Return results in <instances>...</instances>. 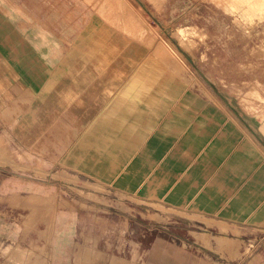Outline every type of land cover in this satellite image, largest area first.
Masks as SVG:
<instances>
[{"label": "crops", "instance_id": "obj_1", "mask_svg": "<svg viewBox=\"0 0 264 264\" xmlns=\"http://www.w3.org/2000/svg\"><path fill=\"white\" fill-rule=\"evenodd\" d=\"M207 2L0 0V137L6 148L0 264H264V233L234 224L242 228L239 235L229 229L213 234L208 224L192 220L155 233L138 224L144 210L138 212V195L152 192L154 176L143 192L136 183H120V176L89 170L99 162L94 152L110 147L93 136L109 130L105 115L114 101L122 94H147L151 101L159 39L180 30L206 35L209 18L218 15L208 16ZM252 31L257 42L264 19ZM171 64L161 66L162 81L170 79L174 94ZM153 118L149 108L146 119ZM136 145L139 138L123 147ZM135 157L128 161L125 153L124 162L105 158L102 165L116 174L129 162L137 173ZM112 163L119 166L112 169ZM91 172L119 189L94 191Z\"/></svg>", "mask_w": 264, "mask_h": 264}, {"label": "rangeland", "instance_id": "obj_2", "mask_svg": "<svg viewBox=\"0 0 264 264\" xmlns=\"http://www.w3.org/2000/svg\"><path fill=\"white\" fill-rule=\"evenodd\" d=\"M207 6L208 16L212 11L218 15L209 18L206 35L184 30L172 36L162 34L163 41H171L184 58L175 54L168 58L154 51L160 65L159 81L153 84L155 94H149L151 101H147V94H122L114 101L105 115L110 119L109 130H95L93 136L110 147L94 152L99 162L89 164V170L101 176H120V183H136L143 192L150 186L146 178L151 183L153 178L149 177L154 176L149 188L152 192L138 195V212L144 208L142 215L138 214V224L155 233L168 230V226L180 229L192 220L208 224L213 234L229 229L239 235L242 228L234 224L261 234L264 223L258 222H264V151H256L253 143L263 150L264 146L247 125L253 126L264 142V36L257 42L252 36L253 25L264 19V0H208ZM164 63H173L177 70L174 94L170 79L162 81L164 73L166 76L161 67ZM149 108L153 122L146 119ZM125 121L129 124H123ZM242 124L249 129L252 143L241 130ZM240 137L249 147L238 143ZM138 138L139 148L123 147L135 144ZM2 144L0 137V162L6 154ZM125 153L128 161L138 156L137 173L128 162L118 173L109 174L102 161L124 162ZM148 161L153 162L151 167ZM110 165L112 169L119 166ZM164 172L174 177L163 179ZM91 173L96 182L90 186L94 191L119 189ZM15 264H22V260H15Z\"/></svg>", "mask_w": 264, "mask_h": 264}, {"label": "bare ground", "instance_id": "obj_3", "mask_svg": "<svg viewBox=\"0 0 264 264\" xmlns=\"http://www.w3.org/2000/svg\"><path fill=\"white\" fill-rule=\"evenodd\" d=\"M122 2V1H121ZM126 2V1H125ZM123 3V2H122ZM126 6V5H125ZM106 7H104L103 8V10L105 9ZM136 8V7H135ZM133 13V12H132ZM137 16H138V14H136ZM135 16V15H134ZM140 17V16H139ZM141 19V18H140ZM141 22V21H140ZM142 22H144L143 20H142ZM145 23V22H144ZM144 23H142V24H144ZM146 25V24H145ZM145 27V26H144ZM148 27V26H147ZM150 29V28H149ZM151 30V29H150ZM159 34V33H158ZM175 34V33H174ZM177 34V33H176ZM161 36V35H160ZM176 36V35H175ZM178 36V35H177ZM159 38V37H158ZM157 38V39H158ZM160 40V39H159ZM162 41H163V39H161ZM162 41H160L161 43L159 44V46H158V48H159V52L160 53H163V54H166L167 55V57L168 58H171L170 56H171V54H175V55H177V56H179V57H182V58H184V56H183V54L176 48V46L174 45V44H172L171 42H169V41H163V43H162ZM181 41V40H180ZM157 42V40H155L154 41V43H156ZM181 43H183V41L181 42ZM179 45V44H178ZM180 48V47H179ZM154 49V48H153ZM152 49V50H153ZM181 50V49H180ZM191 54V53H190ZM193 56V55H192ZM166 59V58H165ZM180 59V58H179ZM167 61V60H166ZM182 61V60H181ZM172 62H174V61H172ZM176 64V63H175ZM172 66H173V64H171ZM185 65V64H184ZM164 66H166L165 65V63H164ZM175 69H177V68H175ZM179 69V68H178ZM180 70V69H179ZM178 70V71H179ZM177 70H175L174 72H176ZM181 71V70H180ZM179 71V72H180ZM178 72V73H179ZM173 73V72H172ZM177 73V74H178ZM182 73V72H181ZM173 74H175V73H173ZM183 74V73H182ZM190 76V75H189ZM191 79V78H190ZM189 81V80H188ZM192 83V82H191ZM202 83V82H201ZM206 93V92H205ZM208 96H209V94H208ZM211 98V97H210ZM215 102V101H214ZM241 130L243 131V133H244V135L248 138V140L252 143L253 141V137H252V135H251V133L249 132V129L248 128H246V127H244V125L242 124V127H241ZM253 133V132H252ZM255 142V141H254ZM258 142V141H257ZM238 143H240L241 144V146H243V147H245V146H248L249 147V145H247L248 143L244 140V139H242L241 137L240 138H238ZM255 144V145H254ZM255 146H256V148L257 149H255L256 151L258 150L259 152H263V147H260L259 145H258V143H253V147L255 148ZM247 148V147H246ZM248 151H252V150H249L248 149ZM252 152H254V151H252ZM263 154V153H262ZM264 155V154H263Z\"/></svg>", "mask_w": 264, "mask_h": 264}]
</instances>
